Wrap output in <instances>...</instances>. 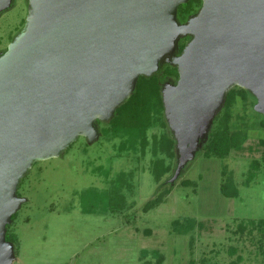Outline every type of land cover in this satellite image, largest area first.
<instances>
[{"label":"rangeland","instance_id":"1","mask_svg":"<svg viewBox=\"0 0 264 264\" xmlns=\"http://www.w3.org/2000/svg\"><path fill=\"white\" fill-rule=\"evenodd\" d=\"M205 1L179 4L175 49L156 71L141 75L158 79H145L133 97L136 87L118 119L119 106L108 118L97 116L96 137L79 133L23 175L18 192L26 200L8 227L19 256L13 264H264V223L258 222L264 218V110L257 87L230 83L189 155L165 101L193 37L189 21ZM33 2L10 0L0 8V58L28 29ZM216 132L236 141L226 155L205 154ZM159 194L164 201L145 210Z\"/></svg>","mask_w":264,"mask_h":264},{"label":"water","instance_id":"2","mask_svg":"<svg viewBox=\"0 0 264 264\" xmlns=\"http://www.w3.org/2000/svg\"><path fill=\"white\" fill-rule=\"evenodd\" d=\"M33 1L28 29L0 58V264L16 258L7 231L26 200L23 175L79 133L98 135L96 117L112 116L175 49L178 7L188 0ZM188 30L180 80L165 99L185 155L230 83L256 86L264 110V0H206Z\"/></svg>","mask_w":264,"mask_h":264},{"label":"trees","instance_id":"3","mask_svg":"<svg viewBox=\"0 0 264 264\" xmlns=\"http://www.w3.org/2000/svg\"><path fill=\"white\" fill-rule=\"evenodd\" d=\"M166 72L168 73H172L175 75H178V70L176 67H167ZM148 78H152L157 80L158 79V75L154 74L151 77H146V76H140L139 81H138V85H137V89L135 90V94L133 97H135L136 95H139L140 93V87L143 83V81L145 79ZM132 97V98H133ZM132 98L127 100L124 104H121L118 107V112H117V116L116 118L118 119L120 115V113L122 112L123 109L128 108L127 104H129L132 101ZM127 106V107H126ZM114 122V121H113ZM117 122L115 121V124ZM129 124L135 126L136 123L132 120H129ZM170 139L172 140L171 136H169ZM234 137H232V135L228 132H216L213 133L210 140L208 141V143L205 145L204 151L206 155H211V154H217V155H226L230 152L231 148L233 145H235L236 141L233 140ZM238 142V141H237ZM187 183V180L185 181ZM171 189H168L167 192H170ZM164 194H159L153 198H150L146 201V203L144 204L143 208L145 210H149L150 208L158 205L159 203L163 202L165 197ZM16 212L13 214V218L15 217ZM176 222H178V220H175ZM253 223H255V220H251ZM258 222L260 223H264V218H261ZM257 223V222H256ZM10 223L8 224L9 227ZM7 238L8 239H12L7 231ZM13 240V239H12Z\"/></svg>","mask_w":264,"mask_h":264},{"label":"crops","instance_id":"4","mask_svg":"<svg viewBox=\"0 0 264 264\" xmlns=\"http://www.w3.org/2000/svg\"><path fill=\"white\" fill-rule=\"evenodd\" d=\"M18 258H19V256H16V258L14 259V261L17 260ZM14 261H13V263H14ZM13 263H12V264H13Z\"/></svg>","mask_w":264,"mask_h":264}]
</instances>
